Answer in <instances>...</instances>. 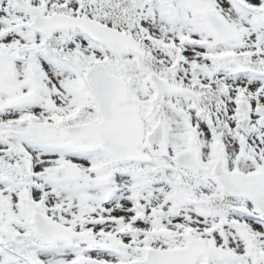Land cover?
<instances>
[{
  "label": "snow or ice",
  "instance_id": "snow-or-ice-1",
  "mask_svg": "<svg viewBox=\"0 0 264 264\" xmlns=\"http://www.w3.org/2000/svg\"><path fill=\"white\" fill-rule=\"evenodd\" d=\"M0 264H264V0H0Z\"/></svg>",
  "mask_w": 264,
  "mask_h": 264
}]
</instances>
